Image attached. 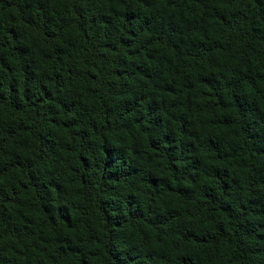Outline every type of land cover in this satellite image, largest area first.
Here are the masks:
<instances>
[{
    "label": "trees",
    "instance_id": "16d2710c",
    "mask_svg": "<svg viewBox=\"0 0 264 264\" xmlns=\"http://www.w3.org/2000/svg\"><path fill=\"white\" fill-rule=\"evenodd\" d=\"M0 264H264V0H0Z\"/></svg>",
    "mask_w": 264,
    "mask_h": 264
}]
</instances>
